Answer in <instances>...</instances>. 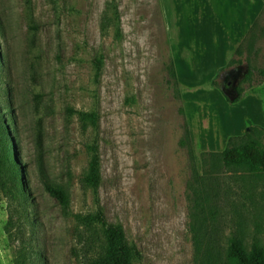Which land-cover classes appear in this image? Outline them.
I'll return each mask as SVG.
<instances>
[{"label":"rangeland","instance_id":"374dc122","mask_svg":"<svg viewBox=\"0 0 264 264\" xmlns=\"http://www.w3.org/2000/svg\"><path fill=\"white\" fill-rule=\"evenodd\" d=\"M225 34L235 42L208 70ZM242 42L246 62L220 72ZM248 69L263 81L241 95L254 97L244 121L227 97ZM262 69L263 0H0V122L19 172V183L0 182V264L82 263L83 237L37 162L67 190L71 212H93L82 177L95 136L96 200L138 248L134 264H204L209 242L222 257L232 236L264 246V173L219 158L237 121L236 136L264 128ZM213 79L221 107L216 93L198 95ZM69 109L95 110L96 128L83 131Z\"/></svg>","mask_w":264,"mask_h":264},{"label":"trees","instance_id":"16d2710c","mask_svg":"<svg viewBox=\"0 0 264 264\" xmlns=\"http://www.w3.org/2000/svg\"><path fill=\"white\" fill-rule=\"evenodd\" d=\"M242 44L243 42L235 48V57L231 58L227 66L219 70L220 72L232 65H241L246 62V58H241ZM100 61V59L96 60L95 64L97 74L101 68ZM260 73H264V69L260 70ZM262 81L263 79H254L252 70L248 69L235 88L236 97L232 99L227 97V100L230 103L244 102L245 99H241V95L246 88H250L252 83ZM211 85L221 88V84L214 79L211 80ZM68 111L70 114L77 115L83 131L88 126L96 128L97 112L95 110L74 111L69 109ZM88 150L90 159L88 170L82 177V183L93 190L96 203L95 211L84 214L71 212L67 190L51 179L41 157L37 162L39 180L45 191L57 200L62 214L72 217L77 235L83 237L81 247L84 251V259L81 264H134V261L140 257L138 248L135 244L127 241L121 224L110 223L106 220L103 210L96 200L100 180V156L96 136L88 145ZM12 153L8 132L5 125L0 122V182L6 175L8 179L19 183V172ZM219 158L225 167H242L250 171L264 173V128L257 125L247 126L242 136L231 135L227 139L225 147L219 152ZM206 250L204 264H264V246L253 241L250 247H246L242 239L237 236L228 238L222 257L213 253L214 243L212 241L209 242ZM17 264H24V262L18 259Z\"/></svg>","mask_w":264,"mask_h":264},{"label":"crops","instance_id":"0c3cea01","mask_svg":"<svg viewBox=\"0 0 264 264\" xmlns=\"http://www.w3.org/2000/svg\"><path fill=\"white\" fill-rule=\"evenodd\" d=\"M224 38H225V40H224V44H223V40L220 42V43H218V48H216V44H215V42H213V47L215 48V61H214V64L213 65H211V66H209V68H208V70H216V69H218V68H220L224 63H225V59H226V52H227V49L228 48H226L227 46H226V44H225V42H230V39H233L231 42L232 43H234L235 42V40H234V38L232 37V34L230 35V34H225L224 36H223ZM208 48V47H207ZM222 48V53H221V56L220 55H218V50L219 49H221ZM207 54H208V58H210V52H207ZM204 57V59H202L203 60V62H201V65L200 64H198V62H197V60H196V62H195V64L197 65L196 67V69H197V71L200 69V68H203L202 66L204 65V66H206V62H207V60H208V58H206L205 56H203ZM198 58H200L199 56H198ZM201 59V58H200ZM191 60H192V57H191ZM192 61H194V58H193V60ZM205 61V62H204ZM208 84V83H207ZM185 88H189L188 86H186V85H183ZM184 92H185V90H184ZM205 92H214V93H216L215 94V97H214V99L215 100H217L216 101V103L214 104V106L215 107H221L223 104H225L224 103V100H222V95L220 94V92H219V90L216 88V87H212V86H208V87H204L203 89H202V92H200L198 95L199 96H201L202 94H204ZM199 96H198V98H199ZM201 98V97H200ZM202 98H204V97H202ZM254 99V97H249V99H245L244 100V102H241V103H239V106L238 107H236V108H234V110L236 109V111H238L240 114L242 113V114H248V109H249V107H251L250 106V104H253V103H251L252 102V100ZM201 108V106H199V109ZM245 114L244 115H242V117H244V121H245V118H247V117H245ZM238 119H239V117H238ZM242 122V123H241ZM240 123H239V121H237V124H236V127H233V129H232V131H233V135H236V134H238V133H240V130L242 129V124H243V121H241ZM235 126V125H234ZM226 131H228L229 132V130H228V128L226 129ZM230 134V133H229ZM230 137V136H229ZM229 137H227V139L229 138ZM226 139V140H227Z\"/></svg>","mask_w":264,"mask_h":264}]
</instances>
